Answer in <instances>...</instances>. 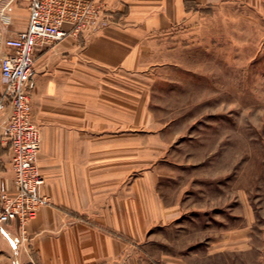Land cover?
I'll return each instance as SVG.
<instances>
[{
    "label": "crops",
    "instance_id": "obj_1",
    "mask_svg": "<svg viewBox=\"0 0 264 264\" xmlns=\"http://www.w3.org/2000/svg\"><path fill=\"white\" fill-rule=\"evenodd\" d=\"M96 1L111 8L114 23L87 42L68 37L35 50L30 94L52 204L24 228L0 224V264H185L146 250L152 229L179 218L157 186L154 164L169 143L150 106L154 72L205 11L258 10L264 0ZM8 13L1 35L27 28L26 3ZM9 113L0 111V193L14 179L2 139Z\"/></svg>",
    "mask_w": 264,
    "mask_h": 264
},
{
    "label": "rangeland",
    "instance_id": "obj_2",
    "mask_svg": "<svg viewBox=\"0 0 264 264\" xmlns=\"http://www.w3.org/2000/svg\"><path fill=\"white\" fill-rule=\"evenodd\" d=\"M178 42L150 106L169 143L158 190L179 218L150 231L147 253L264 264V7L205 11Z\"/></svg>",
    "mask_w": 264,
    "mask_h": 264
},
{
    "label": "built area",
    "instance_id": "obj_3",
    "mask_svg": "<svg viewBox=\"0 0 264 264\" xmlns=\"http://www.w3.org/2000/svg\"><path fill=\"white\" fill-rule=\"evenodd\" d=\"M18 3L28 6L27 28L0 34V111L10 107L2 139L11 146L14 172L11 188L0 193V224L17 220L24 228L42 207L52 204L38 164L42 132L33 119L30 94L35 50L68 37L87 42L114 23V15L107 4L96 0H0V24H12L8 10Z\"/></svg>",
    "mask_w": 264,
    "mask_h": 264
}]
</instances>
